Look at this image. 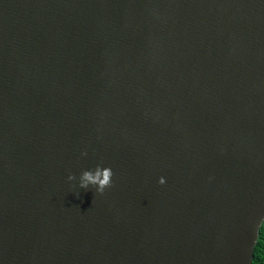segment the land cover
<instances>
[{"label":"water","instance_id":"water-1","mask_svg":"<svg viewBox=\"0 0 264 264\" xmlns=\"http://www.w3.org/2000/svg\"><path fill=\"white\" fill-rule=\"evenodd\" d=\"M263 222L264 0H0V264H252Z\"/></svg>","mask_w":264,"mask_h":264},{"label":"clouds","instance_id":"clouds-1","mask_svg":"<svg viewBox=\"0 0 264 264\" xmlns=\"http://www.w3.org/2000/svg\"><path fill=\"white\" fill-rule=\"evenodd\" d=\"M82 155L86 156L87 153L84 152ZM113 170L111 167H104L101 164H97L94 169L84 170L78 178L79 189L88 190L89 188H94L95 192L98 194H103L107 188H110L113 183ZM69 181H77L75 175L68 176ZM166 178L161 176L158 183L165 184Z\"/></svg>","mask_w":264,"mask_h":264},{"label":"trees","instance_id":"trees-1","mask_svg":"<svg viewBox=\"0 0 264 264\" xmlns=\"http://www.w3.org/2000/svg\"><path fill=\"white\" fill-rule=\"evenodd\" d=\"M252 264H264V222L259 231L258 240L254 248Z\"/></svg>","mask_w":264,"mask_h":264}]
</instances>
